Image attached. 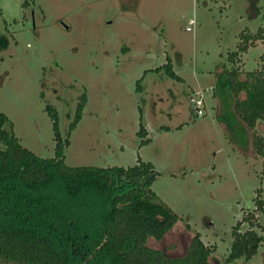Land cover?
Wrapping results in <instances>:
<instances>
[{"label":"rangeland","instance_id":"1","mask_svg":"<svg viewBox=\"0 0 264 264\" xmlns=\"http://www.w3.org/2000/svg\"><path fill=\"white\" fill-rule=\"evenodd\" d=\"M263 22L264 0H0V33L9 39L0 48V111L42 157L55 156L52 105L70 139L68 165L152 162V187L180 220L150 246L181 256L199 232L215 249L211 264H264V209L258 252L227 261L233 227L258 194L264 202V154L253 147L264 121L250 128L235 95L219 88L242 33ZM262 55L259 40L243 54V69L262 68ZM169 60L181 79L166 72ZM84 93L82 120L69 135ZM197 97L203 115L194 111Z\"/></svg>","mask_w":264,"mask_h":264},{"label":"trees","instance_id":"2","mask_svg":"<svg viewBox=\"0 0 264 264\" xmlns=\"http://www.w3.org/2000/svg\"><path fill=\"white\" fill-rule=\"evenodd\" d=\"M241 37L237 50L227 56L219 88L235 95L237 116L254 129L264 121V66L245 71L242 56L264 41V22L256 33ZM8 44V36L0 33V48ZM163 67L169 76L181 79L170 60ZM141 87L139 80L137 90ZM86 103L84 93L69 135L82 120ZM47 109L56 141L54 157L23 146L12 121L0 111V264H211L215 249L199 232L181 256L148 244L152 238H165L180 220L152 187L158 176L152 162L139 158L132 166L68 165L70 139L62 136L55 107ZM138 134L142 143L151 141L142 115ZM254 134L253 147L264 154V135ZM263 209L258 194L256 208L233 227L228 262L251 259L258 252L263 235L256 227H262L258 214Z\"/></svg>","mask_w":264,"mask_h":264},{"label":"built area","instance_id":"3","mask_svg":"<svg viewBox=\"0 0 264 264\" xmlns=\"http://www.w3.org/2000/svg\"><path fill=\"white\" fill-rule=\"evenodd\" d=\"M189 23H195V20H190ZM188 30H191L192 27L188 26ZM194 101V111L197 115H203L204 114V100L201 97L193 98Z\"/></svg>","mask_w":264,"mask_h":264}]
</instances>
